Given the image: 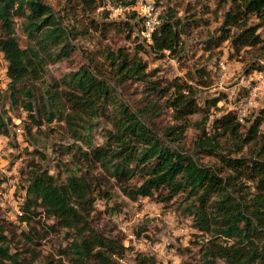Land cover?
<instances>
[{
    "label": "trees",
    "instance_id": "obj_1",
    "mask_svg": "<svg viewBox=\"0 0 264 264\" xmlns=\"http://www.w3.org/2000/svg\"><path fill=\"white\" fill-rule=\"evenodd\" d=\"M61 1L55 11L46 0H0V135L13 141L11 118L22 116L28 131L61 123L71 141L57 146L53 170L37 149L19 168L24 196L17 225L0 212V264H121L123 236L99 228L95 217L97 202L119 217L118 195L177 206L199 239L196 259L186 264H264V98L242 122L234 109L240 97L230 108L225 94L198 101L225 56L243 63L246 74L264 73V0H155L150 44L135 12L110 17L106 6L126 0ZM200 28L208 30L200 39L205 63L168 80L148 70L147 56L182 64L185 40ZM91 36L99 47L81 53L85 62L43 87L47 66L75 62L77 42ZM114 37L125 45L112 46ZM133 85L139 97L128 103ZM14 110L23 115L13 117ZM195 114L201 117L188 148L184 132ZM37 218L50 223L46 235H61L46 255L37 249L43 236L29 227ZM134 260L156 264L149 253Z\"/></svg>",
    "mask_w": 264,
    "mask_h": 264
},
{
    "label": "rangeland",
    "instance_id": "obj_2",
    "mask_svg": "<svg viewBox=\"0 0 264 264\" xmlns=\"http://www.w3.org/2000/svg\"><path fill=\"white\" fill-rule=\"evenodd\" d=\"M46 3L56 11L60 8L62 1L46 0ZM106 7L110 10L111 18L123 17V11H127L126 9L116 10V7L111 8L108 5ZM16 29V35L23 44L24 37L18 27ZM206 31H208L207 28H200L185 40L182 64L169 57L158 59L154 56H147L144 57V60L147 63L148 70L156 69V78L168 80L174 76L183 75L184 70L195 61H198L199 64L205 63L206 54L202 51L200 39L204 38ZM97 41L98 39L95 36H91L90 39L79 40L77 42L80 49L78 50V57L75 58V62L72 64L57 62L48 65L44 76L45 84L42 86L45 87L53 79H60L65 73L84 63L81 53H89L97 49L99 47ZM111 45L122 46L125 44L122 39L114 37V42ZM219 63L226 67L224 71L220 69ZM217 66L219 68L218 78H214L209 89L202 90L198 94V101L202 102L206 98L225 94L227 95L226 103L223 105V102H219L218 107L223 105L225 108H230L233 106L234 99L240 97L241 99L250 98L252 101V106L247 108L248 112L258 109L264 98V73L252 72L246 74L243 63L237 60H228L226 56L219 60ZM138 86L133 85L132 94L125 97L128 103L138 99L140 93ZM134 89L136 90L134 91ZM210 112H212L211 109ZM168 114L169 112H165L160 116L162 123L170 122ZM11 115L15 117L23 114H20L19 110H14ZM21 117L18 118L20 121ZM200 117V114H195L188 118L189 125L184 132L183 140L185 147L190 148L196 137L197 129L193 123L198 121ZM20 126L22 132L17 136V140L14 139L4 144V159L1 166L3 172L0 170V212L3 215L1 216L13 225H17L15 215L20 214L17 204L24 196L22 187L25 183L24 178L19 176V168L21 169L25 165V160L31 157L34 149H37L45 156L44 165H48L53 170L57 158V146L71 142L66 138L62 124L58 122L44 124L40 128V132L34 131L33 128L28 131L22 121ZM92 138L95 143L101 141L99 135L95 133L92 134ZM117 200L124 203L119 217L112 218L109 216L107 212H104V205L100 202L95 204L97 213L95 217L98 219L99 228L106 232L114 229L115 232L123 236V244L127 251L124 259L120 262L121 264H135V255L138 253H149L154 257L156 264H186L196 259L199 250L197 245L199 242L197 241L199 239L195 238L197 234L191 227V221L180 214L176 205H160L149 199H138L136 202H130L120 195H118ZM44 222L42 219L37 218L29 226L33 227L34 232L44 238L37 248L42 255L51 252V245L57 247V243L61 240V235L56 239L46 235L45 227L50 223ZM18 228L27 232L25 224Z\"/></svg>",
    "mask_w": 264,
    "mask_h": 264
},
{
    "label": "built area",
    "instance_id": "obj_3",
    "mask_svg": "<svg viewBox=\"0 0 264 264\" xmlns=\"http://www.w3.org/2000/svg\"><path fill=\"white\" fill-rule=\"evenodd\" d=\"M128 4L125 6H117L116 10L126 9L127 11H133L141 20V32L140 36L142 40L150 44L151 43V34L153 33L155 27L158 25V15L159 9L155 5V0H126ZM1 58V57H0ZM220 69L224 71L226 67L219 63ZM4 66L0 61V89L4 90L6 85V80L3 76ZM264 88V85H263ZM252 106V101L250 98H243L237 101L235 104V111L237 115V119L242 122L244 117H246L248 110L247 108ZM13 123L12 131L14 132L15 139L17 140V136L20 134L21 129L19 127L20 120L11 118ZM6 143V139L0 135V170L3 165L4 159V144ZM3 172V170H1Z\"/></svg>",
    "mask_w": 264,
    "mask_h": 264
}]
</instances>
